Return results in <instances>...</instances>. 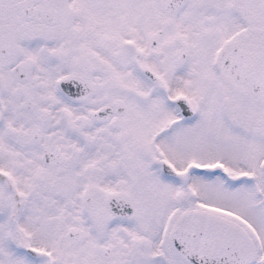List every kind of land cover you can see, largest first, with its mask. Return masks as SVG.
<instances>
[{
    "label": "snow or ice",
    "instance_id": "1",
    "mask_svg": "<svg viewBox=\"0 0 264 264\" xmlns=\"http://www.w3.org/2000/svg\"><path fill=\"white\" fill-rule=\"evenodd\" d=\"M0 264H264V0H0Z\"/></svg>",
    "mask_w": 264,
    "mask_h": 264
}]
</instances>
